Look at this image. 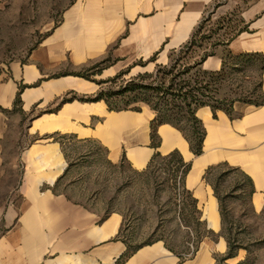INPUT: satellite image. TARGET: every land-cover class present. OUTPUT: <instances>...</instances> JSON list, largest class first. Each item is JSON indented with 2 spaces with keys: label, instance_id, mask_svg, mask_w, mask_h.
I'll return each instance as SVG.
<instances>
[{
  "label": "crops",
  "instance_id": "crops-1",
  "mask_svg": "<svg viewBox=\"0 0 264 264\" xmlns=\"http://www.w3.org/2000/svg\"><path fill=\"white\" fill-rule=\"evenodd\" d=\"M207 16L217 43L208 45L212 53L203 68L220 70L228 53L259 54L264 60V0H72L24 59L0 62V163L15 129L22 127L32 139L14 159L25 163V199L11 215L18 218L17 231L0 237V264H213L227 253L220 202L205 174L220 163L242 171L252 179L254 206L264 205V62L258 71L261 102L236 101L231 114L210 106L197 110L205 130L201 154L170 123L160 124L154 139L156 114L148 105L140 111L110 110L104 100H63L92 95L99 85L73 74L54 76L104 60L108 65L98 80L125 70H153L167 64L169 53L187 42ZM61 136L94 141L109 161H124L139 171L157 152L180 151L190 164L183 187L197 200L207 227L193 257L160 240L132 247L120 234L121 213L100 215L57 192L69 168L63 144L55 139ZM210 230L220 235L214 239Z\"/></svg>",
  "mask_w": 264,
  "mask_h": 264
},
{
  "label": "rangeland",
  "instance_id": "rangeland-1",
  "mask_svg": "<svg viewBox=\"0 0 264 264\" xmlns=\"http://www.w3.org/2000/svg\"><path fill=\"white\" fill-rule=\"evenodd\" d=\"M71 1L0 0V62L24 59L50 30L53 22L60 19ZM210 27L213 29L214 26L208 19L203 32L211 34L208 31ZM212 42V38L206 39L205 44L208 46ZM228 63L230 66L224 79L215 84L219 89L216 94L223 103H213L230 107L234 101L261 102L262 97L257 90L258 63L240 62L235 66V60L231 58ZM140 65L144 66V62ZM157 66L148 71L143 68L142 73L154 72ZM91 71V78L97 79L98 69ZM125 71L118 83L113 84L115 89L141 73ZM26 136L27 132L22 127L15 129L14 137L3 147L5 160L0 163V237L17 231L19 226L18 218L14 219L11 215L19 212L25 199L22 189L25 163L14 159L32 140ZM56 138L63 144V152L69 161L67 172L56 185L57 192L66 194L100 215L121 213L124 221L122 237L132 247L160 240L183 257H193L200 246V242L196 244L197 239L207 235V227L205 223L202 226L197 224V216L192 211L193 197L176 182L174 166L169 159L158 158L148 170L139 171L127 162L109 161L105 149L94 141H84L75 136ZM210 182L218 185L225 199L224 213L228 225L232 227L237 243L242 245L234 257L223 260L225 254H220L213 264H239L242 261L264 264V205H257L256 208L251 197H247L248 186L242 171L220 166L213 170ZM48 186L45 184L42 190ZM7 214L8 218H5ZM221 234L225 236L226 232ZM219 235L213 230L208 232V236L214 239ZM193 247L195 250L192 253Z\"/></svg>",
  "mask_w": 264,
  "mask_h": 264
},
{
  "label": "trees",
  "instance_id": "trees-1",
  "mask_svg": "<svg viewBox=\"0 0 264 264\" xmlns=\"http://www.w3.org/2000/svg\"><path fill=\"white\" fill-rule=\"evenodd\" d=\"M208 19H210L209 16L205 17V19L197 25L187 42L179 48L171 51L170 59L167 64L158 65L154 72H141L131 79L119 84L117 89L113 87V84L118 83L119 79L126 71H120L114 76L106 79L93 80L91 78L89 71L97 68L98 71H96V73H101L103 68L108 65L107 60L88 65V67L83 66L78 71L54 74V76L73 74L93 80L99 85L98 90L92 95L78 97L77 95L72 94L71 97L66 96L63 100L73 98H80L81 100H104L110 110L131 109L140 111L142 104L148 105L156 114L152 122V136L154 139L157 137V127L162 123H170L183 132L190 143L192 151L195 154H201L203 150L205 130L196 115L197 110L202 106H210L213 111L223 109L231 114L233 104L236 102H231L230 107L222 106L220 104H217V106L213 103V101L223 103L216 94L219 89L215 87V84H217L220 79H224V76L228 72L227 70L230 66L228 60L230 58L235 60V66L240 62H247L249 64L255 62L254 64L258 63V65L263 64L264 62L262 56L259 54L233 56L228 53L224 56L223 66L220 70L211 71L203 68V62L212 53V51L208 50L209 47L205 44L206 39H210L211 35L203 32L204 24ZM232 37L233 35H231L228 40H231ZM212 43L214 45L217 41ZM155 58L156 57L153 56L151 60H154ZM99 64H102V66L104 65V67H100ZM257 90L261 96L260 80L257 85ZM19 102L20 96L17 97L16 103ZM120 103L123 104L120 105ZM158 158L170 160V163L174 166L173 171L175 180L181 185V187H183L184 178L190 169V164L184 161L180 151L174 150L167 155H162L159 152L155 153L147 168L144 170H148L157 162ZM220 166L228 165L226 163H220L210 167L205 174V178L210 181L213 170ZM230 168L237 170L233 167ZM243 175L248 186L246 195L250 198L254 192L253 182L247 174L243 173ZM211 184L213 185L215 194L220 202L223 225L222 229L226 232L225 237L228 242V251L222 258L223 260H226L234 257L236 255V250L241 248L242 245L237 243L232 233V227L228 225V220L224 213L225 199L222 197L218 185L214 182H211ZM185 192L192 195L186 190ZM192 211H194L197 216V224L202 226L203 221L200 220L197 200L194 197L192 200ZM123 225L120 231L121 236L123 233ZM203 237H198L196 242L197 245ZM239 264H246V261H242Z\"/></svg>",
  "mask_w": 264,
  "mask_h": 264
},
{
  "label": "bare ground",
  "instance_id": "bare-ground-1",
  "mask_svg": "<svg viewBox=\"0 0 264 264\" xmlns=\"http://www.w3.org/2000/svg\"><path fill=\"white\" fill-rule=\"evenodd\" d=\"M209 208L213 211V215L211 216V223H212L213 226L217 227L216 220L214 218V211H215V209H214L213 206H209Z\"/></svg>",
  "mask_w": 264,
  "mask_h": 264
},
{
  "label": "built area",
  "instance_id": "built-area-1",
  "mask_svg": "<svg viewBox=\"0 0 264 264\" xmlns=\"http://www.w3.org/2000/svg\"><path fill=\"white\" fill-rule=\"evenodd\" d=\"M194 250H195V249H194V247H193V251H192V253L194 252Z\"/></svg>",
  "mask_w": 264,
  "mask_h": 264
}]
</instances>
